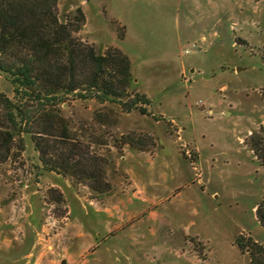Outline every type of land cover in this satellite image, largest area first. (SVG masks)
<instances>
[{
  "label": "rangeland",
  "instance_id": "374dc122",
  "mask_svg": "<svg viewBox=\"0 0 264 264\" xmlns=\"http://www.w3.org/2000/svg\"><path fill=\"white\" fill-rule=\"evenodd\" d=\"M77 7L80 42L130 60L122 102H149L59 105L67 137L40 147L97 158V183L15 137L0 163V264H250L236 241L264 247V169L247 144L264 126V0H59L60 18ZM0 93L14 98L2 73Z\"/></svg>",
  "mask_w": 264,
  "mask_h": 264
},
{
  "label": "trees",
  "instance_id": "16d2710c",
  "mask_svg": "<svg viewBox=\"0 0 264 264\" xmlns=\"http://www.w3.org/2000/svg\"><path fill=\"white\" fill-rule=\"evenodd\" d=\"M58 5L59 0H0V73L7 77L14 93L13 99L0 93V163L9 158L15 137L21 141L28 134L42 163L52 171L97 183L102 173L97 158L72 151L77 157L73 162L61 154L51 159L40 147L38 140L44 135L67 137L59 105L73 95L100 103L113 101L129 112L137 101H149L136 94L135 100L122 102L130 97L126 90L132 84L128 56L115 48L102 54L80 42L75 34L84 24L81 8L62 20ZM260 58L264 62V45ZM140 111L146 113L144 108ZM35 125L38 131H33ZM56 125L61 127L58 135L53 134ZM247 144L264 169V126L250 135ZM255 215L264 229V179ZM236 243L240 250H247L250 264H264L262 245L251 237L244 242L238 237Z\"/></svg>",
  "mask_w": 264,
  "mask_h": 264
},
{
  "label": "built area",
  "instance_id": "2783aa9c",
  "mask_svg": "<svg viewBox=\"0 0 264 264\" xmlns=\"http://www.w3.org/2000/svg\"><path fill=\"white\" fill-rule=\"evenodd\" d=\"M185 53H189V49H187V50L185 51Z\"/></svg>",
  "mask_w": 264,
  "mask_h": 264
},
{
  "label": "crops",
  "instance_id": "0c3cea01",
  "mask_svg": "<svg viewBox=\"0 0 264 264\" xmlns=\"http://www.w3.org/2000/svg\"><path fill=\"white\" fill-rule=\"evenodd\" d=\"M212 4H213V3H212ZM213 7H214V5H213ZM203 38H204V36L201 37V39H203Z\"/></svg>",
  "mask_w": 264,
  "mask_h": 264
}]
</instances>
